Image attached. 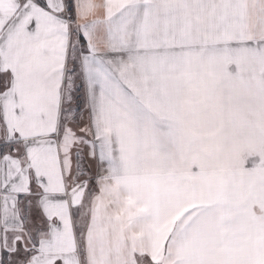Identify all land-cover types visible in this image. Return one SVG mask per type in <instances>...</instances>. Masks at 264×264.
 Listing matches in <instances>:
<instances>
[{
	"label": "snow or ice",
	"instance_id": "1",
	"mask_svg": "<svg viewBox=\"0 0 264 264\" xmlns=\"http://www.w3.org/2000/svg\"><path fill=\"white\" fill-rule=\"evenodd\" d=\"M0 264H264V0H0Z\"/></svg>",
	"mask_w": 264,
	"mask_h": 264
}]
</instances>
